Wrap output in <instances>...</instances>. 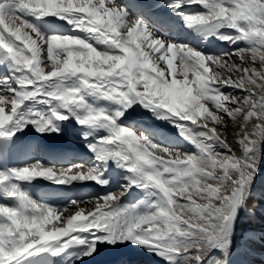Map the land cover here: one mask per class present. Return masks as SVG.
Wrapping results in <instances>:
<instances>
[{"label":"snow or ice","instance_id":"6c2138e0","mask_svg":"<svg viewBox=\"0 0 264 264\" xmlns=\"http://www.w3.org/2000/svg\"><path fill=\"white\" fill-rule=\"evenodd\" d=\"M180 22L213 44L179 42ZM32 130L91 155L49 165ZM262 165L264 0H0V264L128 244L232 264ZM39 181L86 187L57 202ZM257 241L249 227L240 246Z\"/></svg>","mask_w":264,"mask_h":264},{"label":"bare ground","instance_id":"6f19581e","mask_svg":"<svg viewBox=\"0 0 264 264\" xmlns=\"http://www.w3.org/2000/svg\"><path fill=\"white\" fill-rule=\"evenodd\" d=\"M182 25V22H181ZM181 31L179 33L180 36H178V41L183 43V42H191L194 45H200L203 47H208L209 45L213 44L212 39L205 40L204 37L195 34L192 31H189L188 29L184 28L183 25L181 27ZM215 45H219V41H215ZM214 46V45H213ZM221 46V44H220ZM224 47V46H222ZM224 49H227V46L225 45ZM77 127H79L77 125ZM169 128L171 126H168ZM36 136H38L40 139H46L52 141L54 144L59 145H65L68 148H71L73 150L77 149L78 154H82L83 156L77 161L73 163H81L85 162L88 157L91 155V153H88L87 148L84 147L81 143H79L78 139H72L70 136H65L63 133L61 136H53V137H41L39 134L35 133L34 130H32ZM43 162L49 164V165H54L51 163H48L46 159L41 158ZM72 164V163H70ZM70 164H64L61 166L57 167H67ZM56 166V165H54ZM39 182H44V181H39ZM71 187H76V189H85L86 186L84 185H72ZM94 188H98V186H94ZM251 205H255V210L257 214V220L253 221L251 223V228L256 229L258 232L264 231V195H253L250 198ZM250 205V207H251ZM264 243L262 242H255L254 245L252 246V252L254 255V259L252 260L253 264H261L262 261H264V256H261V253H259V248L263 249ZM264 253V250L262 251V255ZM118 258L119 264H122L121 261H125L123 264H136L141 262H148V264H161L162 261L159 260L157 257L154 255H150L147 251L136 248L132 246L131 244L128 245H118L116 249H111L110 247L106 250L105 256L103 261L99 262V264H106V261L109 259H115ZM264 263V262H263ZM262 263V264H263Z\"/></svg>","mask_w":264,"mask_h":264},{"label":"rangeland","instance_id":"374dc122","mask_svg":"<svg viewBox=\"0 0 264 264\" xmlns=\"http://www.w3.org/2000/svg\"><path fill=\"white\" fill-rule=\"evenodd\" d=\"M219 45H220V42H219ZM222 46L225 47V45H221V47ZM224 47H222V48H224ZM232 139H233V136L230 133L229 134V140L231 141ZM233 147L236 148V145L234 144ZM236 154L238 156L240 155V151L238 148L236 149ZM253 195H258V196L264 195V165L261 166L260 175L257 179L256 185L254 186L252 196ZM241 216H243V213H241ZM249 227H251V224L249 225V223L247 221H244L243 223H241L239 225V230H238L239 234L235 237L236 243H237V248H236L235 253L232 257V264H253L252 260L255 258L253 253L255 251L252 252V249L250 251H248L247 249L240 246L242 238H243V232L246 231ZM263 250H264V247H263V249L259 248V251H260L259 253H261V256H264V253L262 255ZM263 262L264 261H262V263ZM141 264H148V262L144 263V261H143V262H141ZM161 264H163V261Z\"/></svg>","mask_w":264,"mask_h":264}]
</instances>
